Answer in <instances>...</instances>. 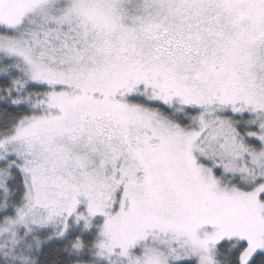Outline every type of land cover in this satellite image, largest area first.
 <instances>
[{"label": "snow or ice", "instance_id": "snow-or-ice-1", "mask_svg": "<svg viewBox=\"0 0 264 264\" xmlns=\"http://www.w3.org/2000/svg\"><path fill=\"white\" fill-rule=\"evenodd\" d=\"M0 264H264V0H0Z\"/></svg>", "mask_w": 264, "mask_h": 264}]
</instances>
